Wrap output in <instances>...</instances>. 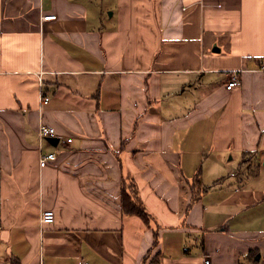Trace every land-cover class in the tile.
Segmentation results:
<instances>
[{
  "label": "crops",
  "instance_id": "1",
  "mask_svg": "<svg viewBox=\"0 0 264 264\" xmlns=\"http://www.w3.org/2000/svg\"><path fill=\"white\" fill-rule=\"evenodd\" d=\"M206 258L264 264V0H0V260Z\"/></svg>",
  "mask_w": 264,
  "mask_h": 264
},
{
  "label": "built area",
  "instance_id": "2",
  "mask_svg": "<svg viewBox=\"0 0 264 264\" xmlns=\"http://www.w3.org/2000/svg\"><path fill=\"white\" fill-rule=\"evenodd\" d=\"M55 14H48V15H43V19H51L55 18ZM241 84V79L240 75L238 72H234L231 74L226 87L228 89H233L234 87H237ZM50 97L47 95L43 96V102L47 103L49 101ZM39 135L41 138H44L46 136H54L56 135V128L54 126H51L47 123L41 122L39 125ZM68 142L72 141V138L67 139ZM57 158V153L56 152H48V153H42L40 155V165L43 167L45 166L49 161L55 160ZM56 219V212L53 209H46L42 213L41 221L44 224H51L55 221ZM0 264H4L0 260ZM205 264H211V260L209 258L205 259Z\"/></svg>",
  "mask_w": 264,
  "mask_h": 264
},
{
  "label": "trees",
  "instance_id": "3",
  "mask_svg": "<svg viewBox=\"0 0 264 264\" xmlns=\"http://www.w3.org/2000/svg\"><path fill=\"white\" fill-rule=\"evenodd\" d=\"M122 202L125 211L139 214L145 220H147L148 218L147 212L136 200L132 198L131 194L127 191L125 186L122 192Z\"/></svg>",
  "mask_w": 264,
  "mask_h": 264
}]
</instances>
